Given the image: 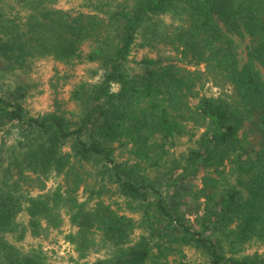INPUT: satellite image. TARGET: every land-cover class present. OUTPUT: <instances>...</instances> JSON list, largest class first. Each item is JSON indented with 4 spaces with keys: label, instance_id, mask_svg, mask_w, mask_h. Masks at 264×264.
Masks as SVG:
<instances>
[{
    "label": "trees",
    "instance_id": "obj_1",
    "mask_svg": "<svg viewBox=\"0 0 264 264\" xmlns=\"http://www.w3.org/2000/svg\"><path fill=\"white\" fill-rule=\"evenodd\" d=\"M58 1L0 0V264H50L17 243L64 216L74 262L264 264V0ZM44 58L52 108L31 114Z\"/></svg>",
    "mask_w": 264,
    "mask_h": 264
},
{
    "label": "rangeland",
    "instance_id": "obj_2",
    "mask_svg": "<svg viewBox=\"0 0 264 264\" xmlns=\"http://www.w3.org/2000/svg\"><path fill=\"white\" fill-rule=\"evenodd\" d=\"M7 1L11 2V0ZM57 5L63 8H78L79 0H60L58 1ZM233 39L238 56L242 59L245 54V46L247 41L246 39H242L237 36H234ZM55 67H57L56 62L50 58L38 59L33 64H31L30 74L39 82V88L36 90L33 89L23 101L25 108L31 114L42 113L52 108L51 106L54 97V91L50 86V82L51 80L53 81ZM88 67H90V65H81L76 67L73 70V77L69 80V82L71 83L80 79H91L87 69ZM188 68L190 70L200 69V71L204 73L203 78L206 79L203 82V86L201 88L202 93L213 96L222 95L227 99H230V87L223 84L218 79L213 78L212 75L208 74L204 64H201L198 67ZM61 83L62 80L60 79L56 86L57 94L60 97L66 99L68 85L62 86ZM63 219L64 223L61 226L60 231L49 230L46 235L37 238H32L29 236L17 244H20L22 248H28L32 245L42 246V248L50 255V264H90L97 257L103 256V253H91L85 259L79 260L77 262L70 260L69 256L73 254V246L64 237V234L70 230V226L67 223V217L64 216ZM184 260V264H203V260L200 255L192 251L187 252V257Z\"/></svg>",
    "mask_w": 264,
    "mask_h": 264
}]
</instances>
